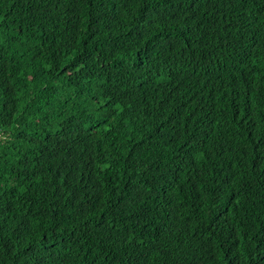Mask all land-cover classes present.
<instances>
[{"label": "trees", "instance_id": "1", "mask_svg": "<svg viewBox=\"0 0 264 264\" xmlns=\"http://www.w3.org/2000/svg\"><path fill=\"white\" fill-rule=\"evenodd\" d=\"M0 264H264V0H0Z\"/></svg>", "mask_w": 264, "mask_h": 264}]
</instances>
